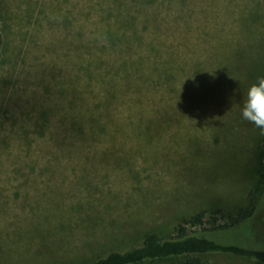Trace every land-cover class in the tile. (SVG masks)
<instances>
[{
  "label": "rangeland",
  "instance_id": "374dc122",
  "mask_svg": "<svg viewBox=\"0 0 264 264\" xmlns=\"http://www.w3.org/2000/svg\"><path fill=\"white\" fill-rule=\"evenodd\" d=\"M0 33V264H86L218 208L253 211L217 239L264 246L240 115L264 0H0Z\"/></svg>",
  "mask_w": 264,
  "mask_h": 264
},
{
  "label": "trees",
  "instance_id": "16d2710c",
  "mask_svg": "<svg viewBox=\"0 0 264 264\" xmlns=\"http://www.w3.org/2000/svg\"><path fill=\"white\" fill-rule=\"evenodd\" d=\"M1 46L0 33V52ZM261 140L264 143V131ZM263 196L264 186L255 185L248 194L249 204L254 207ZM252 211L243 208L234 213L219 208L209 212L201 210L182 217L167 238L150 232L140 244L121 251L112 250L86 264H208L206 257L212 254H226L264 264V246L251 247L215 237L240 224ZM196 227H201V232L195 230Z\"/></svg>",
  "mask_w": 264,
  "mask_h": 264
},
{
  "label": "clouds",
  "instance_id": "9594fccd",
  "mask_svg": "<svg viewBox=\"0 0 264 264\" xmlns=\"http://www.w3.org/2000/svg\"><path fill=\"white\" fill-rule=\"evenodd\" d=\"M241 118L264 131V77L251 83L244 93Z\"/></svg>",
  "mask_w": 264,
  "mask_h": 264
}]
</instances>
